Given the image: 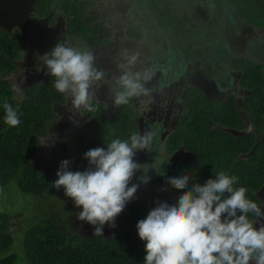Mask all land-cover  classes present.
<instances>
[{
    "label": "flooded vegetation",
    "instance_id": "flooded-vegetation-1",
    "mask_svg": "<svg viewBox=\"0 0 264 264\" xmlns=\"http://www.w3.org/2000/svg\"><path fill=\"white\" fill-rule=\"evenodd\" d=\"M1 1L3 5L10 6L11 0ZM17 1L15 11L21 12L23 18L28 16L26 20L35 23L39 31L38 37L37 32L33 36L29 32L30 38L23 43L18 28L10 31L0 29V34L17 42L16 58L13 59L15 68L5 77L15 78V81L8 80L14 96L18 87L24 95L33 86L49 83L55 95L50 102L53 114L51 133L43 138L45 153L40 155L39 148L34 162L71 152L74 146L68 142V138L83 133L81 129L88 122V134L83 137L88 149H106V144L112 139H127L134 132L152 130L156 133L151 152L140 150L134 157L137 163L144 165L145 170L148 169L147 175L151 179L144 184L138 179L144 175L143 170L135 174L129 186L136 183L138 190L116 217L111 233L103 231L104 237H112L115 233L109 235L115 231V227L119 229L122 225H128L121 220L134 214L133 208L137 203L146 206L145 212L156 207L157 202L174 203L173 193H181L168 184V178L185 172L192 176L189 187L194 183L203 185L220 171L235 175L241 180L234 187H246L248 198L264 211V0H218L222 2L220 7H208L210 0H158L157 3L155 0H27L30 2L27 7H23L25 0ZM184 1L187 3H182ZM203 5L205 9L199 7ZM173 8L175 12L180 8L181 18L169 21L167 27L171 34L181 25L176 36L180 47L176 44L174 47L180 49L181 59L178 60L181 61L183 42L187 50L184 58L188 57L183 71L180 68V75L177 67L166 57L173 49L167 47L165 50L162 42L167 45L166 41L159 40L158 35L152 36L150 25L161 28L162 24L152 23L147 18V11H152L161 15L164 21V13ZM188 11L204 16L207 23L214 19L225 25L241 22L245 26L252 22L249 27L243 28V32H239L240 43L236 50L230 43L229 35L223 38L222 56H225L224 50L232 55L230 65L222 59L221 64L216 63L215 53L204 58L197 55L189 58L191 53L200 52L188 51V45L193 40H186V29L182 32V22L193 21ZM41 26L48 28L42 30ZM51 37H54L53 44H46ZM63 41L68 46L92 51L96 66L107 74L105 80L96 85V95L91 101L97 109L95 112L75 109L69 94L57 92L54 79L51 80L47 73L43 55ZM125 51L129 54L140 53L134 70L151 68L152 73L156 72L159 77H152L146 84L153 89L151 96L133 98L129 104L117 107L113 103L117 90L113 77L122 71L120 65L125 63ZM154 53L159 54L154 57ZM234 58L241 61L243 70L231 65ZM146 59L150 61L142 63ZM173 73L176 78H173ZM15 82L17 88L14 90ZM193 93L196 94L200 110L210 107L211 115L189 114L187 104L189 95ZM97 111L103 112L106 121L100 127L91 120L94 116L98 117ZM194 123L203 130L201 134L197 133L200 137L197 141L190 139L188 131ZM100 129L99 136L97 133ZM209 145L211 162L206 161L203 153L207 152ZM181 168L182 172L177 175ZM160 170L166 175H160ZM162 187L167 188L166 193ZM58 195L65 196L64 191ZM67 200L70 209H78L71 198L67 197ZM249 215L264 223V219L256 218L251 213ZM76 220L74 227L80 233H94L93 225ZM108 225L105 224L103 230Z\"/></svg>",
    "mask_w": 264,
    "mask_h": 264
},
{
    "label": "clouds",
    "instance_id": "clouds-1",
    "mask_svg": "<svg viewBox=\"0 0 264 264\" xmlns=\"http://www.w3.org/2000/svg\"><path fill=\"white\" fill-rule=\"evenodd\" d=\"M122 71L114 76L117 90L113 103L127 105L133 98L149 97L153 89L146 86L152 79V69L134 70L139 52L125 51ZM90 50H80L58 42L43 55L47 73L54 79L57 92L69 94L75 109L88 112L97 109L91 103L96 85L105 80L106 72L95 64ZM20 91V88H17ZM4 122L10 127L21 123L18 107L5 102ZM156 133L145 130L132 133L127 139L115 138L104 147L84 153L89 166L84 171H72L70 161L64 160L52 183L57 190L71 198L79 211L77 219L94 226V235L103 236L105 224L114 225L116 217L132 200L139 185L151 179L148 169L134 160L140 150L151 152ZM160 175H166L163 171ZM168 178V184L184 191L174 203L157 202L146 218L137 222L139 238L146 242L144 264H264V211L247 196L246 187H234L238 177L224 171L201 185H190L192 176L186 174ZM259 224V227L257 225Z\"/></svg>",
    "mask_w": 264,
    "mask_h": 264
},
{
    "label": "trees",
    "instance_id": "trees-1",
    "mask_svg": "<svg viewBox=\"0 0 264 264\" xmlns=\"http://www.w3.org/2000/svg\"><path fill=\"white\" fill-rule=\"evenodd\" d=\"M16 47L14 38L9 39L3 34L0 36V187L14 182L26 194L56 195L64 191L52 185L58 178L56 173L62 161H70L69 168L72 171H84L89 166L88 160L84 158V153L89 149L83 138L88 134L89 122L82 127L83 133L68 138V142L74 146L71 152H62L34 162L40 148V138L51 133L53 114L50 102L55 95L49 83L33 86L26 90L20 101L15 99L5 76L15 68L13 59L16 58ZM182 48L187 51L186 46ZM233 64L243 70L240 60L234 58ZM5 102L18 107L19 126L10 127L4 122ZM187 108L192 116L212 114L210 107L200 110L195 93L189 95ZM96 114L98 117L94 116L91 120L99 127L106 124L103 112L97 111ZM188 131L190 139L197 141L200 139L197 133L201 134L203 130L194 123ZM97 134L100 136L101 129ZM207 152H203L204 157L207 162H211V145L207 147ZM181 172L182 168L177 175ZM240 180L238 177L237 184ZM174 189L181 194L187 190ZM137 205H134L133 215L121 220L128 225L117 228L110 238L80 233L74 226L67 227L46 218L32 227L24 237L17 239L9 234L13 214L0 211V264H144L146 242L139 238L136 225L149 212L144 211L142 204V209L136 211Z\"/></svg>",
    "mask_w": 264,
    "mask_h": 264
},
{
    "label": "rangeland",
    "instance_id": "rangeland-1",
    "mask_svg": "<svg viewBox=\"0 0 264 264\" xmlns=\"http://www.w3.org/2000/svg\"><path fill=\"white\" fill-rule=\"evenodd\" d=\"M158 0H155V3H157ZM212 2V3H210ZM208 7L217 6L220 7L221 3L218 0H210ZM176 9L173 8L169 12L164 13V21L161 18V15L158 13H154L152 11H147V18L149 21L155 24H162L161 28L157 27L155 25H150V27L153 29V35H158L159 40L164 39L167 43L162 42L164 49L166 50L167 47L169 50H172L169 52V54L166 57H169L172 65H175L177 67V73L180 75L181 69L183 71L184 66L186 65L188 61V57L185 59V50L182 48V60L179 61L178 59H181L179 56L180 49L175 48V44L180 47V41L176 38L178 34V29L181 27V25H178L171 34L169 33V28L167 27L168 22L172 21L175 18H181V10L180 8L175 12ZM197 15H193V21L195 20V17ZM198 17V16H197ZM192 22H182V32L185 30V38L186 40H193L191 41V44L188 45L190 47V51L195 52L198 51L200 53L195 54L191 53L189 55V58H192L194 55L198 57H208L211 53H215L216 55L222 56L223 47H224V41L223 38L228 36L230 37V43L234 45V49L236 50L237 45L240 43L239 41V32H243V28L249 27L252 22L246 23L245 26L241 25L239 22H236L235 24H221L218 20H213L211 22H205V24H199L198 25H192ZM200 21H197V24ZM202 26H205L206 28H203ZM2 34H0L1 36ZM165 35V36H164ZM175 37V38H174ZM238 42V43H237ZM182 46H185V44L182 42ZM235 53V52H234ZM159 53H154V57ZM225 56L222 57V60L226 64H230V59L232 57L231 54H227L226 50H224ZM208 59V58H207ZM213 59V58H212ZM211 59V60H212ZM216 63L221 64V58L215 57ZM210 60V61H211ZM150 61L149 59L142 60V63H146ZM182 62V63H181ZM182 66V67H181ZM174 67V66H173ZM181 68V69H180ZM159 77V75L156 72H153L152 77ZM173 78H176V74H172ZM4 78V77H3ZM11 80L15 81L13 76H7L5 77V80ZM51 80H53L52 77H50ZM16 82L14 90L16 89ZM46 88V87H45ZM46 91V90H45ZM45 94V93H44ZM23 96L22 92L17 91L15 92V99H21ZM42 141V145L40 147V155L45 153V140L43 138H40V142ZM39 155V156H40ZM41 158V157H40ZM165 187H162V191H165ZM180 195L173 193V202H176L178 200ZM139 204V203H137ZM135 210V206L133 208ZM142 209V205L139 204L136 206V211H140ZM71 210V214H69ZM82 209L74 210L73 207L70 209L69 202L67 200V197L65 196H59L58 194H52V195H46V196H34L32 194H26L24 192H21L18 188V185L14 182H10L6 184V186L0 187V211L6 212L13 218V221L10 222L9 225V234H11L14 238H22L25 236V234L34 226H36L38 223L42 222L43 219L49 218L54 219L57 222H60V224H65L67 227H73L75 226V222H77L76 218L79 214V211ZM146 210V206H144V211ZM18 213V214H17ZM81 223L87 224L85 221H81ZM89 225V224H88ZM112 225H108L106 229H104V233H111V227ZM117 227H115L116 231ZM114 231V232H115ZM114 232L109 235L112 236ZM107 236V237H109Z\"/></svg>",
    "mask_w": 264,
    "mask_h": 264
},
{
    "label": "water",
    "instance_id": "water-1",
    "mask_svg": "<svg viewBox=\"0 0 264 264\" xmlns=\"http://www.w3.org/2000/svg\"><path fill=\"white\" fill-rule=\"evenodd\" d=\"M17 0H11L10 6L3 5L2 1L0 0V29L2 30H8L10 31L13 28H18L20 31V34L23 38V43H25L30 37L29 32L31 36H33L38 30L37 25L35 23L31 24L29 21L26 20V18H23L24 16L22 13H17L16 10V3ZM30 2L25 0L24 6H29ZM48 26H41L42 30H46ZM50 32H53L50 30ZM36 37H38V32L36 33ZM54 37H51V41L45 42L46 44L52 45L53 44ZM90 235H93V233H90Z\"/></svg>",
    "mask_w": 264,
    "mask_h": 264
},
{
    "label": "crops",
    "instance_id": "crops-1",
    "mask_svg": "<svg viewBox=\"0 0 264 264\" xmlns=\"http://www.w3.org/2000/svg\"><path fill=\"white\" fill-rule=\"evenodd\" d=\"M182 3H187L186 1H184V2H182ZM231 1H230V5H231ZM226 5V4H225ZM200 8H202V9H205V6L203 5V6H199ZM227 7H228V5H227ZM183 12V11H182ZM188 16L190 17V18H192L193 17V14L192 13H190L189 11H188ZM197 17V16H196ZM197 21H200L198 24H197ZM204 21V22H203ZM203 22V23H202ZM199 24H205V17L204 16H202V17H200V16H198L197 18H196V20H194L193 21V25H198L199 26ZM203 28H206L205 26H202ZM188 51H190V47H188ZM217 56V55H216ZM221 59H222V57L223 56H219ZM230 65V64H229ZM231 65L232 66H234V64L233 63H231Z\"/></svg>",
    "mask_w": 264,
    "mask_h": 264
}]
</instances>
